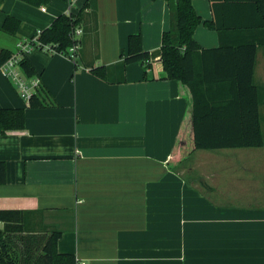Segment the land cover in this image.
<instances>
[{"label":"crops","instance_id":"1","mask_svg":"<svg viewBox=\"0 0 264 264\" xmlns=\"http://www.w3.org/2000/svg\"><path fill=\"white\" fill-rule=\"evenodd\" d=\"M85 2L76 0V10ZM193 6L212 20L208 0ZM41 7L0 4V54L17 52L67 4ZM86 12L78 64L39 48L26 55L43 107H28L0 72V109L25 110L23 129L0 127V210L21 212L0 221V232L9 225L7 236L19 240L61 231L58 252L87 264H264V146L194 150L169 165L178 139H191L193 102L161 64L168 1L97 0L96 13ZM7 16L20 22L14 33L3 29ZM133 34H141L150 68L125 63ZM194 38L202 49L220 46L204 24ZM254 80L264 136L263 46Z\"/></svg>","mask_w":264,"mask_h":264},{"label":"trees","instance_id":"2","mask_svg":"<svg viewBox=\"0 0 264 264\" xmlns=\"http://www.w3.org/2000/svg\"><path fill=\"white\" fill-rule=\"evenodd\" d=\"M4 1L0 0V4ZM22 1L41 7L51 0ZM167 1L172 23L162 36V68L167 79L176 80L189 89L193 102L191 139H178L169 159L170 167L182 163L194 150L264 146L260 94L254 80L258 47H264V0H208L213 14L209 21H203L197 14L193 0ZM96 9L97 0H86L76 15H59L41 31L40 42L68 56V49L74 43L73 27L81 26L85 32L86 10L96 13ZM19 24L18 19L7 16L3 29L14 33ZM202 24L218 32V48L202 49L197 43L194 33ZM12 55L9 51H1L0 66ZM124 60L126 64L138 62L146 68L151 67L150 54L143 48L141 34L129 36ZM20 66L28 78L38 77L26 57L21 59ZM101 74L105 75L104 69ZM37 94L32 96L28 107L44 106ZM0 127L3 132L23 129L25 110L0 109ZM5 181L6 167L0 161V184ZM20 214L19 211L0 210V221L13 223ZM11 231L6 225L5 231L0 232V264H77L74 255L58 252L61 231L24 235L19 240L7 236Z\"/></svg>","mask_w":264,"mask_h":264},{"label":"built area","instance_id":"3","mask_svg":"<svg viewBox=\"0 0 264 264\" xmlns=\"http://www.w3.org/2000/svg\"><path fill=\"white\" fill-rule=\"evenodd\" d=\"M67 9L64 14L69 16L76 15L78 11L76 10V0H66ZM42 11H46V7H41ZM84 31L81 26H74L71 32L72 39L74 40L73 45L68 49V57L76 64L77 63V52L80 48V38L82 37ZM41 35V30L37 31L36 34L25 40L18 45V51L13 53V55L0 66V72L7 78L11 79L16 85L21 97L28 106L30 99L33 95L37 94L38 90L41 88L42 82L40 77L28 78L21 66V59L26 57L33 49L39 48L41 50L47 51L49 53H58L55 48L51 45L42 44L39 40ZM60 54V53H59ZM77 259V264H87L85 261Z\"/></svg>","mask_w":264,"mask_h":264},{"label":"water","instance_id":"4","mask_svg":"<svg viewBox=\"0 0 264 264\" xmlns=\"http://www.w3.org/2000/svg\"><path fill=\"white\" fill-rule=\"evenodd\" d=\"M159 70H160V68H159Z\"/></svg>","mask_w":264,"mask_h":264}]
</instances>
